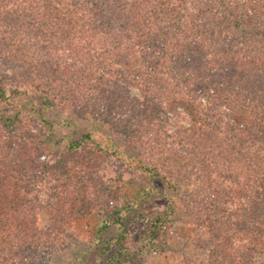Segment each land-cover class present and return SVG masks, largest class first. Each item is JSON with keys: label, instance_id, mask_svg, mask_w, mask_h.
Masks as SVG:
<instances>
[{"label": "trees", "instance_id": "16d2710c", "mask_svg": "<svg viewBox=\"0 0 264 264\" xmlns=\"http://www.w3.org/2000/svg\"><path fill=\"white\" fill-rule=\"evenodd\" d=\"M0 66L12 70L11 95L34 87L43 108L72 103L94 117L123 119L133 146L154 157L144 167L154 178L177 169L171 157L195 154L194 170L221 183L202 209L222 232L215 239L264 243V0H0ZM6 78L0 101L9 97ZM177 106L188 125L168 133L166 112ZM21 114L0 126V250L10 264H49L50 247L38 240L39 193L66 197L69 185L60 182L69 168L63 158H46L47 119L30 124ZM130 211L128 202L102 208L99 229L122 224ZM172 212L168 205L146 221L147 249L162 251ZM128 237L123 227L108 264L131 257ZM255 250L241 262L250 264ZM18 252L25 256L15 262Z\"/></svg>", "mask_w": 264, "mask_h": 264}, {"label": "rangeland", "instance_id": "374dc122", "mask_svg": "<svg viewBox=\"0 0 264 264\" xmlns=\"http://www.w3.org/2000/svg\"><path fill=\"white\" fill-rule=\"evenodd\" d=\"M11 73L10 67L0 66V75L7 77L4 88L9 96L6 101H0V126L15 110L20 111L21 119L27 122L40 119L42 115L50 125L46 158L55 163L63 158L69 168L68 178L60 182L62 186L69 185L65 187L66 197L63 194L48 197L50 191L46 189L39 193L42 207L37 211L36 225L42 231L38 240L40 245L50 247L49 264H108L107 259L115 252L114 238L123 227L129 232L125 244L131 257L124 258L122 264H243L240 255L250 249H257L252 253L250 264H264V243L235 240L231 245L233 240L227 237L228 244L223 245V239H215V234L222 232L215 228L218 226L215 218L205 217L202 209L221 183L217 176L194 170L195 154L171 157L177 169L170 172L163 168L160 176L154 178L144 170L154 157L140 154L133 146L121 126L123 119L94 117L72 103L43 108L40 103L43 93L34 87L11 95L10 90L14 88ZM129 94L141 98L135 86H130ZM175 111L178 112H166L168 133L178 124L188 125L186 119L181 118L182 107L177 106ZM204 133L211 132L205 130ZM87 135L92 139L80 149L65 150L69 141L84 139ZM89 201L93 204L89 213L82 216L72 213L76 206L88 207ZM127 202L131 211L125 214L122 224L112 223L106 229H99L102 208ZM168 205L173 212L162 237L164 248L155 252L145 245L146 221ZM3 256L4 251L0 250V264H10ZM24 256L18 252L15 262ZM36 256L30 253L27 257Z\"/></svg>", "mask_w": 264, "mask_h": 264}]
</instances>
